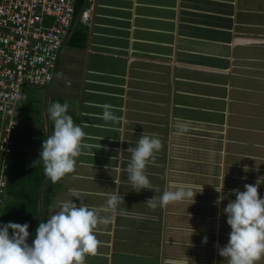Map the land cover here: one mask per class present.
I'll use <instances>...</instances> for the list:
<instances>
[{
	"label": "crops",
	"instance_id": "crops-1",
	"mask_svg": "<svg viewBox=\"0 0 264 264\" xmlns=\"http://www.w3.org/2000/svg\"><path fill=\"white\" fill-rule=\"evenodd\" d=\"M56 101L82 124L84 145L101 148L82 146L74 171L53 183L38 154ZM104 102L126 122L102 120ZM15 119L6 205L25 206L18 223L29 224V243L59 202L99 207L118 190L119 210L96 226L84 264H227L217 242L228 240L230 190L258 179L264 197V0H77L53 83L25 86ZM142 133L161 146L145 168L151 189L138 192L125 169ZM221 171L227 198L216 205ZM189 184L203 185L193 203L146 201ZM26 197L36 200L23 205Z\"/></svg>",
	"mask_w": 264,
	"mask_h": 264
},
{
	"label": "clouds",
	"instance_id": "clouds-1",
	"mask_svg": "<svg viewBox=\"0 0 264 264\" xmlns=\"http://www.w3.org/2000/svg\"><path fill=\"white\" fill-rule=\"evenodd\" d=\"M97 106L103 110L97 114L102 120L126 122L124 116L114 114L110 103L104 102ZM48 111L53 131L42 141L38 158L44 164L45 175L55 183L65 174L74 171L75 158L80 154L82 146L100 149L101 144L84 145L87 134L82 124L76 123L69 114L66 103L53 102ZM99 139L101 141L103 137ZM160 146L158 136L142 133L135 147L127 148L131 156L125 171L132 188L139 189L138 192L151 189L145 168ZM33 163H37V160ZM116 170L119 172V167ZM248 170V166L244 165V171ZM225 173L221 171L219 183L214 185L218 194L213 201L216 205L227 198L223 191ZM113 180L115 184L119 183L118 178ZM261 182L257 179L255 183H245L242 191L231 189L235 198L228 199L222 209L230 231L227 242L222 246L217 242V245L218 255L224 257L227 264H257L264 257V197L258 194ZM173 187L175 190L163 191L158 197L155 195L147 199L148 205L156 207L157 199L160 205L185 199H191L193 203L196 194L203 191V185L200 184ZM69 191L72 197L80 200L79 190ZM105 195L106 202L99 207H89L81 202L77 205L73 198L59 202L58 210L35 228L31 243L28 242L27 222H0V264H84L86 255H93L97 250L96 226L109 224L119 210L121 196L118 190ZM202 242H207L206 236ZM165 264L182 262L169 259Z\"/></svg>",
	"mask_w": 264,
	"mask_h": 264
},
{
	"label": "built area",
	"instance_id": "built-area-1",
	"mask_svg": "<svg viewBox=\"0 0 264 264\" xmlns=\"http://www.w3.org/2000/svg\"><path fill=\"white\" fill-rule=\"evenodd\" d=\"M76 1L0 0V222L22 90L53 83L61 50L73 30ZM91 11L85 8L84 21Z\"/></svg>",
	"mask_w": 264,
	"mask_h": 264
},
{
	"label": "trees",
	"instance_id": "trees-1",
	"mask_svg": "<svg viewBox=\"0 0 264 264\" xmlns=\"http://www.w3.org/2000/svg\"><path fill=\"white\" fill-rule=\"evenodd\" d=\"M36 198V195H35ZM39 198V197H38ZM36 200V199H34ZM32 197H26L23 199V205L25 203H27L26 205H28L29 203H31L32 201H34ZM14 212V213H13ZM28 214L27 211H25V206H22V203L20 205V207H9L8 204L4 205L3 208V213H2V222H8V221H13V222H18V221H23L25 219L26 215ZM11 233V230H10Z\"/></svg>",
	"mask_w": 264,
	"mask_h": 264
}]
</instances>
